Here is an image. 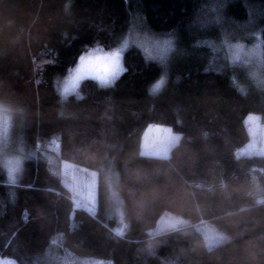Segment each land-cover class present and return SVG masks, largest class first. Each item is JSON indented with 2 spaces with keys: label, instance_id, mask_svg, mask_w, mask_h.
<instances>
[{
  "label": "trees",
  "instance_id": "1",
  "mask_svg": "<svg viewBox=\"0 0 264 264\" xmlns=\"http://www.w3.org/2000/svg\"><path fill=\"white\" fill-rule=\"evenodd\" d=\"M252 34L264 63V0H0V103L26 152L13 176L0 161V258L264 264V155L237 156L246 117L264 121V83L227 49ZM128 39L112 86L85 79L62 99L84 55ZM138 40L169 46L158 60ZM151 124L182 134L168 158L142 155ZM63 162L96 172L94 211L73 199ZM167 213L188 226L152 235ZM204 224L225 241L209 249Z\"/></svg>",
  "mask_w": 264,
  "mask_h": 264
},
{
  "label": "rangeland",
  "instance_id": "2",
  "mask_svg": "<svg viewBox=\"0 0 264 264\" xmlns=\"http://www.w3.org/2000/svg\"><path fill=\"white\" fill-rule=\"evenodd\" d=\"M251 41L228 45L230 58L233 61L246 63L251 75L258 84L264 83V63L261 53V37L257 34L250 36ZM131 40L123 41L111 51L100 48L91 50L84 55L72 69L60 86L62 99L77 93L80 83L85 79H93L100 85L109 87L124 72L123 54L131 46ZM130 43V44H129ZM145 52L155 58L161 59L169 46L168 41H139ZM163 77L153 86V91L158 92L165 84ZM14 110L0 103V161L11 176L15 175L26 152L23 150L22 141L15 142L13 137ZM245 124L250 135L249 142L237 150V156L264 155V121L261 115L252 113L246 117ZM182 138V134L174 132L165 125L151 124L145 131L142 141V155L156 158H168L171 149ZM52 148L58 151V146ZM31 155V154H30ZM62 174L64 184L72 191L73 199L79 207H86L90 211L97 208V174L95 171L63 162ZM188 226V222L172 214H164L156 227L150 231L152 235H160L171 230H180ZM196 231L201 234L209 249L222 244L226 236L213 225H200ZM0 264H16L12 258H0ZM93 264H106L97 260Z\"/></svg>",
  "mask_w": 264,
  "mask_h": 264
}]
</instances>
